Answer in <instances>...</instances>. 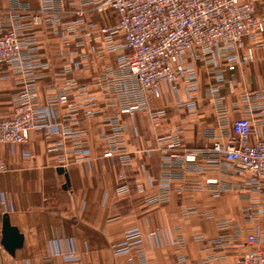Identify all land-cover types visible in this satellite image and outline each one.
Returning <instances> with one entry per match:
<instances>
[{"label":"crops","instance_id":"0c3cea01","mask_svg":"<svg viewBox=\"0 0 264 264\" xmlns=\"http://www.w3.org/2000/svg\"><path fill=\"white\" fill-rule=\"evenodd\" d=\"M44 1L0 0V21L19 4L29 8L23 18V24L29 26L31 14L39 13ZM241 1L253 3L264 21V0ZM46 2L63 24L78 20L83 24L73 36H65L61 28L47 30L43 23L28 31L35 36L39 64L35 70L38 79L31 89L32 104L35 109H46L68 83H76L73 94L78 98L69 105L54 106L51 113L61 127L84 131L82 143L89 162H75L79 145L73 139L62 134L48 138L41 130L32 132L25 144L4 147L7 169L0 175V264H73L66 260L70 255L87 264H237L251 249L247 234L255 227L264 234V215L251 222L243 214L251 201L248 197L235 191L220 197L207 190L179 194L181 184L175 182L168 202L147 205L146 201L159 191L163 173L157 145L160 137L178 133L182 151H192L212 145L214 140L206 137L207 131L219 135L214 100L208 94L211 87L219 89L231 122L246 116L243 95L264 91V34L256 43L246 42L254 50V59L234 72L212 68L204 59L189 55L186 62L194 67L196 92L188 93L183 81L175 85V92L162 86L161 97L148 101L150 112L122 115L131 160L123 165L118 156H104L109 146L103 140L102 120L118 115L120 107L98 86L106 69L117 67L118 53L100 54L98 49L105 46L99 39L101 30L115 27L118 15L110 8L99 10L94 0ZM25 80L0 64L1 117H11L25 99ZM77 88L86 91L81 94ZM193 96L197 97L196 109L179 105ZM71 104L80 106L76 115L70 112ZM235 105L240 106L239 112ZM152 112L161 116L153 118ZM60 157L67 160L65 168L59 164ZM121 177L128 179L124 195L116 193ZM5 217L22 238L13 253L2 243ZM222 220L232 226V241L223 246L218 242L221 233L217 227ZM132 230L141 235L144 260L136 252L138 247L117 252ZM180 241L184 247L178 252Z\"/></svg>","mask_w":264,"mask_h":264},{"label":"built area","instance_id":"2783aa9c","mask_svg":"<svg viewBox=\"0 0 264 264\" xmlns=\"http://www.w3.org/2000/svg\"><path fill=\"white\" fill-rule=\"evenodd\" d=\"M44 2L39 13L31 14L29 26L23 24L29 8L19 4H14L11 14L0 21V64L24 76L27 83L25 99L14 114L6 118L0 116V175L7 169L2 157L4 147L27 143L30 134L37 130L43 131L48 138L62 134L64 138L73 139L79 145L75 162H89V152L82 143L84 131L72 132L61 127L51 113L54 106L69 105L71 99L78 98L79 95L73 94L76 83H68L61 95L49 100L46 109H35L32 104L31 89L38 79L35 70L39 64L35 59L37 42L28 31L33 25L43 23L47 30L61 28L62 34L73 36L76 28L83 24L81 20L63 24L46 0ZM94 3L99 10L110 8L118 15L115 27L101 30L99 39L105 46L98 49L100 54L104 51L118 53L117 67L106 69L98 86L103 87L105 95L120 107L118 115L102 120V128L106 131L103 140L109 146L104 156H118L123 165L131 160L122 115L150 112L148 101L161 97L162 86L175 92V85L183 81L188 93L196 92L195 70L186 62L189 55L193 54L197 60L204 59L212 68L223 67L234 72L254 59V50L247 47L246 42L256 43L264 34V21L257 16L255 5L241 0H94ZM77 90L81 94L86 91L85 88ZM208 94L214 100L219 135L214 130L207 131L206 137L214 140L212 145L192 151H182L178 133L160 137L157 145L162 154L163 173L158 181L159 191L146 204L168 202L175 182L181 184L179 194L207 190L214 197H220L235 191L251 200L243 214L253 222L264 215V91L243 95L246 116L233 122L219 89L211 87ZM196 102L197 97L193 96L185 103L179 101V105L194 110ZM71 105L70 112L76 115L80 106ZM235 111H240L239 105H235ZM151 116L159 118L161 113L152 112ZM59 164L63 168L68 165L64 157L59 158ZM127 183L128 179L120 178L116 188L118 195L128 193ZM252 196L255 198L251 199ZM217 227L221 233L219 244H229L231 224L222 220ZM140 238L137 230L128 231L117 252L127 253L138 247L136 252L144 260ZM246 242L251 249L242 254L237 264H264V234L260 228H253ZM179 247L178 252L184 247L182 241ZM66 260L87 264L73 255ZM180 261L183 263L185 259L180 257Z\"/></svg>","mask_w":264,"mask_h":264},{"label":"water","instance_id":"95a60500","mask_svg":"<svg viewBox=\"0 0 264 264\" xmlns=\"http://www.w3.org/2000/svg\"><path fill=\"white\" fill-rule=\"evenodd\" d=\"M2 243L10 253H13L22 243L21 236L15 228L11 227L8 217H5L3 222Z\"/></svg>","mask_w":264,"mask_h":264}]
</instances>
